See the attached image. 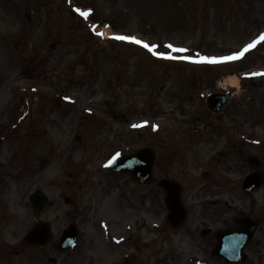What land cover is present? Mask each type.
Segmentation results:
<instances>
[{"label":"rangeland","instance_id":"rangeland-1","mask_svg":"<svg viewBox=\"0 0 264 264\" xmlns=\"http://www.w3.org/2000/svg\"><path fill=\"white\" fill-rule=\"evenodd\" d=\"M84 8L90 9L86 17ZM261 34L264 0H0V264H39V250L19 245L37 220L50 223L46 254L59 257L57 264H87L89 253L107 250L110 222L112 236L123 238L120 222L143 211L134 201L140 196L150 202L148 208L141 201L150 212L141 215L157 225L156 242L142 249L155 254V264H227L211 253V235L202 238L200 230L229 226L241 213L261 221L245 247L246 260L237 264H264V184L249 193L240 185L248 171L245 156L264 159V89L241 79L264 68ZM115 35L135 37L154 50L113 40ZM176 49L186 51L172 54L175 60L160 58ZM242 51L238 59L213 65L201 59ZM182 54L191 60L182 62ZM234 74L236 87L227 81ZM218 86L234 91L219 115L199 98ZM202 123L209 124L211 137L193 135ZM154 124L156 134L149 129ZM151 139L161 150L156 180L161 174L182 179L187 205L198 199L176 230L154 182L137 186L106 167L117 152ZM229 139L237 143L232 174L218 166L217 149ZM36 189L49 199L39 213L28 200ZM64 195L72 202L65 203ZM75 212L79 244L53 253ZM146 231L133 226L118 253L148 239Z\"/></svg>","mask_w":264,"mask_h":264},{"label":"water","instance_id":"water-1","mask_svg":"<svg viewBox=\"0 0 264 264\" xmlns=\"http://www.w3.org/2000/svg\"><path fill=\"white\" fill-rule=\"evenodd\" d=\"M251 82L255 84H264V75L251 77ZM225 95H214L208 99L207 106L211 111H218L223 102ZM155 160L154 153L147 148H143L135 154L129 156L120 165L122 160L116 158L112 162L113 169H128L133 174V177L139 180H146L149 178L150 169ZM250 164L258 163L254 157L248 158ZM263 180V175L259 172H254L248 175L243 183L245 190L249 191L251 188L260 185ZM159 185L167 193L166 203L170 208L169 219L174 225L179 224L185 216V210L182 207L179 199L180 187L176 183H171L167 180H161ZM66 202L68 198L64 199ZM30 201L35 211L42 209L47 202L46 197L41 192H35L30 195ZM239 226L231 228L225 232H218L219 243L214 249V252L225 257L227 260H234V255L242 254L243 246L252 238V235L257 227V222L250 218H241L238 220ZM75 232L71 229H65L57 245L58 249L64 250L71 247L75 242ZM50 238V227L47 223L37 222L24 236L23 241L26 244H36L39 247L45 246Z\"/></svg>","mask_w":264,"mask_h":264},{"label":"flooded vegetation","instance_id":"flooded-vegetation-1","mask_svg":"<svg viewBox=\"0 0 264 264\" xmlns=\"http://www.w3.org/2000/svg\"><path fill=\"white\" fill-rule=\"evenodd\" d=\"M231 124V122H230ZM228 124L227 128H224V130L229 134L230 137H233L231 135V125ZM204 126V123H202V127H200V134L204 133V130L202 129ZM209 127V124L206 125V128ZM220 132H218L217 127H215V137L218 139L220 137ZM151 144H156L154 139H151ZM153 146V145H152ZM236 140L235 139H229L226 141V146L219 147L217 149V153L221 154V160L223 163H218V166L222 170H228V172H231L235 169V162H236ZM156 148L155 146H153ZM160 152V150H159ZM161 155V152H160ZM72 176V175H70ZM7 246V245H6ZM9 250V254L11 253V249ZM46 249H40L39 250V264H45L44 261H48L50 264H57L59 257H56L55 255H48L46 254ZM109 252L114 253L115 255H118L115 259L117 261L116 264H155V261H151V254H143L141 253V248L140 247H135L131 251L127 252H121L118 253L117 248H109ZM50 257H53L54 259H51ZM72 258V257H71ZM70 258V259H71ZM2 259V257H0ZM92 264H97L95 261H90Z\"/></svg>","mask_w":264,"mask_h":264},{"label":"snow or ice","instance_id":"snow-or-ice-1","mask_svg":"<svg viewBox=\"0 0 264 264\" xmlns=\"http://www.w3.org/2000/svg\"><path fill=\"white\" fill-rule=\"evenodd\" d=\"M77 12H80V9L77 8L76 9ZM81 15L82 16H87L88 13L87 12H81ZM116 39H119V40H127V41H131V42H134L136 44H143V46L145 48H148L150 51L152 50V48H154L155 46H149L148 44L146 43H143L142 41L136 39L135 37H131V36H117L115 37ZM260 39L261 40H264V34H261L260 36ZM257 43V41H253L252 44H249L245 47L244 51H247L248 49L252 48L255 46V44ZM169 48H172V45H168ZM176 51L178 52H183V51H186L185 49H176ZM244 51L242 52H238L232 56H225V57H202L201 59L204 60V61H208L210 63H216V62H219V61H224V60H235V59H238L240 58L241 56H243L244 54ZM159 55H163V54H159ZM169 58H172V57H169ZM183 59H186V60H191V57L190 56H186V57H183Z\"/></svg>","mask_w":264,"mask_h":264},{"label":"bare ground","instance_id":"bare-ground-1","mask_svg":"<svg viewBox=\"0 0 264 264\" xmlns=\"http://www.w3.org/2000/svg\"><path fill=\"white\" fill-rule=\"evenodd\" d=\"M228 84L230 85H237V79L235 77H231L229 79H227Z\"/></svg>","mask_w":264,"mask_h":264}]
</instances>
